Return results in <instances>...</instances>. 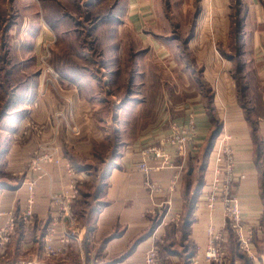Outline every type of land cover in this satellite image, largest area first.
<instances>
[{"label": "crops", "instance_id": "1", "mask_svg": "<svg viewBox=\"0 0 264 264\" xmlns=\"http://www.w3.org/2000/svg\"><path fill=\"white\" fill-rule=\"evenodd\" d=\"M35 1L23 0L30 3ZM37 1L39 4L68 3V0ZM158 3H161L160 0H126L127 6L118 17L122 16L134 26L143 44L161 57H168L169 52L177 50L176 47L181 48V43L172 39L173 42L169 40L165 43L178 30L166 32V20L158 10ZM166 3L170 5L167 19L172 25L185 20L195 4H201L202 7L200 10L198 8L194 20L202 21L215 14L217 20L225 21L216 28V34L221 38L217 46L203 49L194 43L199 26L195 25L190 32H185L190 35L183 43L184 48L190 58L194 57L186 67L194 73L196 79H174L166 84L165 79H141L140 91L144 95L140 99L135 97L126 100L117 111L116 130L120 140L111 156L100 161L101 166L97 167V172H92L93 167L88 170L89 166L81 162L83 166L81 158L74 163L79 195L73 204L80 214L77 224L83 235L82 242L78 244L70 241L58 258L45 254L42 238L45 226L55 221L57 216L56 207L51 203L52 194L61 191L71 181L66 168L70 156L67 155L61 165L45 166L48 175L36 187L35 220L32 218L30 221L21 218L28 197L24 183L29 173L24 179L17 171L19 168L15 166V161L11 160L7 171L4 169L5 172H0V230L7 225L10 216L15 218V225L7 237L0 236V264H13L21 259H45L57 264H144L147 251L154 244L164 241L166 245L161 248L167 263L192 264L191 258L202 254L206 248L207 227L210 224H214L226 235L224 247L227 257L224 264H264V0H167ZM44 9H41V19L52 32V26L44 16V13L47 15L49 12ZM179 28L182 30V25ZM42 31L36 34L32 32L35 42ZM193 46L202 49L198 50L199 55L194 54L197 49ZM209 58L217 66L223 63L224 68L231 67L230 79H208L207 70L209 66L212 67ZM170 64L173 65L172 62ZM216 65L213 64L217 68ZM197 67L202 68L203 79L196 77ZM256 73L263 79H256ZM226 74L225 71L221 75ZM80 77L62 79L73 86L78 84L82 87L75 89L65 85L68 90L60 94L62 99L69 101L66 103L68 117L64 114L62 123L73 124L74 129H67L68 136L72 135V141H68L69 137L67 141L77 153L81 151V139L73 135V132L81 131L77 121L83 111L80 113L78 105L73 101L97 98L95 91L91 92L89 86H84L90 83L89 79H83L84 75ZM113 84H108L109 89ZM202 84L205 87L208 85L211 92L209 102L206 101ZM110 96L118 99L115 94ZM149 101L153 105L152 109ZM53 108L52 105L51 113L55 110ZM189 113L195 115L196 132L201 141L200 150L210 138L214 120L220 124V134L229 133L234 137V169L237 176L244 175V178L235 181L233 192L240 201L244 223L252 229L254 259L240 250L235 233L224 217L223 205L218 204L214 211L206 205L208 190L215 174L214 155L218 138L206 166L200 162L199 151L189 156L180 168L166 169L153 175L166 189L158 194L157 203L169 201L168 204L158 207L144 186V175L136 168L140 148L169 134L171 124L186 121ZM1 116V123L10 118L8 112ZM14 128H8L5 136L8 143L4 144L8 147H15L18 143L16 138L20 129ZM60 142L57 140V143ZM1 147L2 144L0 162L3 164L8 152L1 150ZM90 164L93 166L95 163ZM177 175L175 190L171 192L167 186ZM192 198L195 199V205L190 221L187 222L184 214ZM82 201L90 205V209L83 213L79 209ZM60 229L58 224V235Z\"/></svg>", "mask_w": 264, "mask_h": 264}, {"label": "rangeland", "instance_id": "2", "mask_svg": "<svg viewBox=\"0 0 264 264\" xmlns=\"http://www.w3.org/2000/svg\"><path fill=\"white\" fill-rule=\"evenodd\" d=\"M160 2L158 10L166 20V32L178 30L165 43L170 39L181 43V48L176 47L177 50L168 53L170 59L167 56L161 57L143 44L134 26L122 16L118 17L127 6L126 0H68V3L48 4H39L37 0L32 3L0 0V118L2 119L3 113L10 114L8 120L0 122V129L4 128L3 131L0 130L1 150L8 152L7 158L3 160L5 162H0V172L7 171L11 160H14L15 166L19 168L17 171L25 179L36 153L50 152L53 146L59 149L58 155L62 161L67 155L70 156L67 164L73 169H76L74 163L82 159L80 163L84 162L85 166H89L88 170L93 167L92 172H97V167L101 166L100 161L111 156L120 140L116 130L117 111L126 100L142 97L139 85L141 79H165V84L174 79H196L194 73L186 67L194 57L190 58L184 48L183 43L190 35L185 32H190L195 25L199 26L194 43L203 49L214 48L221 39L216 34V28L225 21L217 20L218 16L215 14L202 21L194 20L198 8L200 10L202 7L201 4H195L186 19L179 20L178 23L183 28L180 30L177 22L172 25L167 19L171 10L167 0ZM44 8L49 12L47 15L44 13L47 22L53 24L52 32L41 19V9L45 11ZM41 30L42 35L35 42L33 33ZM172 40L170 41L173 42ZM193 48L197 49L194 54L199 55L198 50L202 49L195 46ZM181 49L185 52H181ZM209 59L212 67L209 66L207 70L208 79H230L231 67L224 68L223 63H218L217 66L212 58ZM197 68L196 77L203 79L202 68ZM225 71L227 74L221 75ZM81 75H84L83 79H89L90 83L84 86H89L88 90L91 92L95 91L97 98L73 101L78 105L80 113L83 111L82 117L77 121L81 131L73 132V135L81 139L77 138L81 141V151L77 153L68 142L72 141V135L67 134L68 127L74 129V126L72 123H62L64 114L68 117L66 103L69 101L62 99L61 95L68 90L65 85L73 86L62 79H81ZM256 79L263 78L256 73ZM109 83L113 84L110 89ZM73 87L77 89L82 86L77 84ZM202 88L206 92V101L209 102L211 92L208 85L205 87L202 84ZM113 94L118 99L110 96ZM28 95L32 97L29 98ZM52 105L55 107L53 113L50 112ZM149 106H153L151 101ZM56 112L60 120L58 122ZM14 126L20 129L16 138L18 143L15 147H8L4 144L8 143L7 130ZM89 158L92 159L89 161ZM90 162L95 164L92 166ZM51 203L56 207L52 198ZM76 208L73 204V212L79 222L80 214ZM79 209L83 213L90 209V205L82 201ZM32 218L35 220V217ZM164 245L165 241L156 243L153 247L158 250L160 264H169L162 254L161 247Z\"/></svg>", "mask_w": 264, "mask_h": 264}, {"label": "built area", "instance_id": "3", "mask_svg": "<svg viewBox=\"0 0 264 264\" xmlns=\"http://www.w3.org/2000/svg\"><path fill=\"white\" fill-rule=\"evenodd\" d=\"M201 141L196 132V121L194 113H189L186 121H175L171 124L169 134L160 137L156 142L145 144L139 151V162L137 170L144 175V186L148 190L151 198L157 206H164L169 201L157 203L158 194L163 193L165 186L154 179L155 173L166 169L180 168L182 163L192 155L200 151ZM43 149V148H42ZM59 149L55 146L47 153H36L33 159L30 172L25 179L28 191L26 206L21 212L23 221H30L34 214L36 204V187L41 179L48 175L46 164L61 165L62 158L58 155ZM179 163V164H178ZM214 179L208 190L206 205L214 211L218 204L223 205L224 217L231 225L238 241L240 250L255 258L253 246V233L249 225L245 224L242 218V208L237 195L233 192L235 181L243 179L244 175L237 176L235 173L236 149L234 137L229 133H222L217 140V148L214 155ZM68 173L71 175L70 183L61 191L52 194L53 203L56 205L57 216L55 221L50 222L42 238L43 250L46 255L52 258L60 257L66 250L70 241L78 244L82 242V232L80 231L76 217L73 212V203L79 195L77 181L74 177L75 170L66 165ZM178 175L167 186L169 191H174ZM15 218L10 216L7 225L0 230V236L7 237L14 230ZM60 224V235L57 226ZM208 240L204 252L194 255L191 258L192 264H224L227 253L224 247L226 235L222 230H218L214 224L207 227ZM161 259L157 248L149 249L145 256L144 264H160ZM13 264H57L45 259H21Z\"/></svg>", "mask_w": 264, "mask_h": 264}, {"label": "trees", "instance_id": "4", "mask_svg": "<svg viewBox=\"0 0 264 264\" xmlns=\"http://www.w3.org/2000/svg\"><path fill=\"white\" fill-rule=\"evenodd\" d=\"M49 23L51 26H53V24L51 22H49ZM220 133H221L220 124L214 120V129L210 135V138H209L207 144L199 152L200 153V162L202 163L203 166H206L207 159H208L211 151L213 150L216 139L218 138ZM194 205H195V199L194 198H192L191 202L187 203V205H186L184 220L187 222L190 221V216H191L192 210L194 208Z\"/></svg>", "mask_w": 264, "mask_h": 264}]
</instances>
